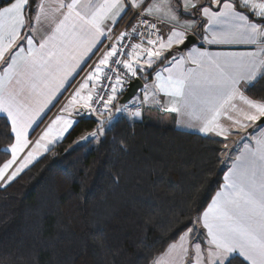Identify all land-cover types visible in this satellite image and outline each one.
<instances>
[{"label":"snow or ice","instance_id":"snow-or-ice-1","mask_svg":"<svg viewBox=\"0 0 264 264\" xmlns=\"http://www.w3.org/2000/svg\"><path fill=\"white\" fill-rule=\"evenodd\" d=\"M32 4L33 0H9L8 6L0 7V114L6 116L4 127L13 141L11 158L0 165V186L11 183L72 126L71 120L57 116L20 158L41 113L61 89L67 90L69 77L83 70L81 65L95 54L102 38L112 39L114 26L132 10L136 23L131 32L115 38L62 112L71 114L79 106L89 115L98 114L99 125L90 136L104 135L103 117L107 113L109 121L113 119L110 105L124 77L163 61L154 91L145 92L144 102L151 98L160 103L157 94L170 98V111L198 121L199 131L222 138L225 149L233 129L257 125L258 134H249L251 143L235 157L207 208L152 264H264V100L245 95L247 86L264 74V0H35V11ZM197 15L207 21L206 43H242L256 50L209 53L193 48L181 55L178 46L187 47L188 33L201 22L192 19ZM137 35L140 42L126 51L123 41ZM174 46L177 52L169 58ZM111 64L117 67L110 69L115 76L107 77L110 92L100 95L97 82ZM119 65L126 70L124 77ZM121 111L128 109L117 106L116 112ZM128 115L140 117L141 112Z\"/></svg>","mask_w":264,"mask_h":264},{"label":"trees","instance_id":"trees-1","mask_svg":"<svg viewBox=\"0 0 264 264\" xmlns=\"http://www.w3.org/2000/svg\"><path fill=\"white\" fill-rule=\"evenodd\" d=\"M245 94L264 100V74ZM5 120L0 165L13 142ZM99 122L77 117L61 141L0 186V264H151L220 188L222 140L121 114L96 142H75Z\"/></svg>","mask_w":264,"mask_h":264},{"label":"crops","instance_id":"crops-1","mask_svg":"<svg viewBox=\"0 0 264 264\" xmlns=\"http://www.w3.org/2000/svg\"><path fill=\"white\" fill-rule=\"evenodd\" d=\"M201 2H203V0H201ZM33 11H35V5H34V8H33ZM241 11H244V10L241 9ZM131 12H132V10H129L126 15H123L122 19H124V17L129 15ZM122 19H120L119 22L114 26L112 34L114 33V30L116 29L117 25L121 22ZM192 19H195L197 21H201L200 23H197V25L192 29V31H190L188 33V36L189 35L193 36L196 39V42L194 44H192L190 47H188L187 49H184L183 51H181V53H180L181 55L187 56L188 52H190L193 48H196L199 51H205L206 50L209 53H224V52L242 53V52H251V51H255L256 50V46L255 45L242 44V43H236V44H208L203 39V37L205 35L204 29L207 26V21L206 20L202 21V18L199 17L198 15L195 16V17H192ZM253 19H255V18L253 17ZM209 38H210V33H209ZM102 39L104 41L107 38H102ZM139 42H137V43H139ZM37 43H38V41H37ZM101 45L102 44L98 45V49L100 48ZM98 49L94 50L95 54L98 51ZM176 49H177V46H174L173 49L171 50V52L167 54L169 56V58H171V55L173 53L177 52ZM94 55H91L90 59L86 58L87 62L83 63L81 65L83 70L77 69V72H74L72 74V76L69 77L68 81L65 82V88L67 90L65 91V90L61 89V93H58L57 96L48 105V107L44 110V112L41 113V116L38 118L37 123L33 125V129L29 130V140H30V146L29 147H31L34 144V142L36 141L35 140L33 142V140L35 139L34 138V136H35L34 135L35 134L34 131L39 125H41V126L37 130L36 134H39L41 132V130H42V132L40 133V135H41L45 131L46 125L48 124L47 125V127H48L51 124L52 120H54L57 116H62L64 119L71 120L74 123V121H75V119L77 117H80L81 115H87L86 111L84 109L80 108L79 106H76L75 108H73L71 110V114H69V112H67L64 115V112H62V109L67 104L66 102L69 101V99L71 98V95L74 93V91L83 82V80L85 79L86 75L90 72V71H87L88 70V64L93 59ZM95 65L92 67V69L95 67ZM164 66H165V62L160 61V62H157V63L153 64V66L151 68H147V66L145 65L146 71H137L136 76L139 77L142 80L143 86L138 91V93L135 95V97L133 98V103L131 105H129L127 107V109H128V111H131L132 107H139L140 108V112H141V116L137 117V118H135V117H130V118L133 119V120H146L148 123L154 124V125H158V126H172V127L176 128L178 130L191 132V133H197V134H200V135H203V136H206V137L217 138V139L222 140V138L216 137V136H214L212 134L205 135V134L201 133L199 131V122L198 121L190 120L186 115H183L182 113H177V112H174V111H170L169 110L170 107H171V104L169 103V99L170 98L164 97L162 94H157V96H156V100H159L160 103L154 102L151 98H150L149 102H144L145 92L146 91L147 92L154 91L153 84H154V81H155L156 73L161 71L164 68ZM2 67L3 66H0V75L3 74L2 73ZM154 68H155L154 72L151 75H148V73H150V71L153 70ZM165 75H166V73H165ZM262 75L263 74L258 75L257 79L260 78ZM253 82H251L250 84H252ZM124 84L125 83L123 82V84L118 89L117 94H116V99H117V95L120 94L122 92V90L125 88ZM90 86H91V82H90ZM69 93H70V97H68V95H67ZM66 95H67V97H66ZM65 97H66V99H64ZM67 99H68V101H66ZM111 106L112 105H110V107ZM128 111L116 112V109H112L113 118L115 119L119 115L125 114V112H128ZM0 116L6 118V116H4L3 114H0ZM92 116L94 117V114H92ZM128 117H129V115H128ZM103 119L106 120L107 122H110L108 120L109 118H108V114L107 113H105ZM98 121H100V117L98 118ZM73 123H72V125H73ZM224 123L227 125L230 122L229 121H224ZM47 127H46V129H47ZM69 129H70V127L68 128V130ZM233 131L235 132V134L230 136L229 139H232V142H233L230 150H234V151L233 152L230 151V152L227 153V155H225L226 154L225 153L226 149L225 148L223 149L222 155H223V164L225 166V171H224V174H223L222 184H221L220 188L217 191H219L221 189V187H222V185L224 183V176L227 174V172L231 168L232 163L235 160V157L237 155H239L241 151L244 150V146L246 144H250L251 143V140L248 139L249 134H258L257 125H252V124H250L249 127L247 129H245V130L233 129ZM66 133L67 132H65L64 135ZM40 135H39V137H40ZM64 135H63V137H64ZM39 137H38V139H39ZM62 138L57 139L52 144H49L47 146L48 150L52 146H54L56 143L61 141ZM223 142L225 143V141H223ZM226 143L228 144V140L226 141ZM25 151H27V149H25ZM224 156H226V157L224 158ZM10 158H11V153H10ZM37 158H39V157L37 156ZM19 159L20 158H18V163H19ZM15 167H16V165H14L13 168L9 169L8 171L10 172L11 170L15 169ZM215 194L213 195V197L215 196ZM211 200H210V202H211Z\"/></svg>","mask_w":264,"mask_h":264},{"label":"built area","instance_id":"built-area-1","mask_svg":"<svg viewBox=\"0 0 264 264\" xmlns=\"http://www.w3.org/2000/svg\"><path fill=\"white\" fill-rule=\"evenodd\" d=\"M136 23V20L133 19V11L127 15L116 27V29L114 30V33L112 34V39H105L102 43V45L100 46V48L98 49V51L96 52V54L94 55L93 59L90 61V63L88 64V70L90 71L92 69V67L98 62V60L101 58L102 54L110 48L111 44L115 42V38L118 37L122 32L128 31L131 32V27L133 24ZM144 37H145V43H146V39L148 37V33L147 31L144 32ZM140 41V37L139 35H137L135 38H126L123 43L126 45V51L130 50L131 44L133 43H137ZM113 59H126V57H114ZM111 67H117V65L111 64L109 69H106L102 79L97 82V89L96 92L99 93L100 95H104L105 91L110 92V81L107 79V77H114L115 74L110 70ZM120 69V75L122 77H124L125 74V69L123 68L122 65L118 66ZM137 76H131L128 75L126 77H124V83L127 84L128 82H131L134 78H136ZM68 97H70V93L68 94ZM106 98V96H105ZM93 107H101V105L98 104H94ZM140 108L139 107H132L131 111H135ZM97 115V114H96Z\"/></svg>","mask_w":264,"mask_h":264},{"label":"water","instance_id":"water-1","mask_svg":"<svg viewBox=\"0 0 264 264\" xmlns=\"http://www.w3.org/2000/svg\"><path fill=\"white\" fill-rule=\"evenodd\" d=\"M195 42H196V39L193 36L189 35V36H187V40H186L187 47L185 48L184 45H180L179 48L182 49V51H183L184 49H187L188 47H190ZM142 86H143V82L139 77H136L131 82H128L125 86V90H124V93L120 99L119 104L121 106L128 104L130 102V100L135 97V95L142 88ZM257 123L259 124V122H257Z\"/></svg>","mask_w":264,"mask_h":264},{"label":"rangeland","instance_id":"rangeland-1","mask_svg":"<svg viewBox=\"0 0 264 264\" xmlns=\"http://www.w3.org/2000/svg\"><path fill=\"white\" fill-rule=\"evenodd\" d=\"M67 95H68V94H67ZM67 95H66V97H67ZM66 97H65L64 99H66ZM115 100H116V99H115ZM115 100H114V102H115ZM66 101H68V99H67ZM66 101H65V102H66ZM114 102H113V104H114ZM66 103H68V102H66ZM132 103H133V99H131L130 102H129L128 104L123 105V106H121V107H123L122 109L127 108V107H128L129 105H131ZM113 104H112V105H113ZM66 113H67V112H64V115H65ZM126 115L128 116V112H125L124 116H126ZM87 116L90 117L91 115L87 114ZM129 117H131V116H129ZM94 118H96V119L98 120V118H99V117H98V114H97V115L94 114ZM135 118H137V117H135ZM113 119H114V118H113ZM113 119H112V121L107 122L106 125L104 126V128L109 127V126L111 125V123L114 121ZM108 120H109V119H108ZM47 125H48V124H47ZM47 125H46V127H47ZM46 127H45V130H46ZM41 132H42V130H41ZM41 132H40V133H41ZM92 132H93V131L83 133L79 138L76 139L75 142H76V143L85 142V141H86V140L84 139L85 137H88V140H92L93 142H96V141H97V138H92V137L90 136V134H91ZM40 133H39V134H36V133H35V134H34L35 136L33 135L34 138H35V139L33 140V142H34L35 140L38 139ZM41 135H42V134H41ZM32 138H33V137H32ZM230 144H231V145H230ZM232 144H233L232 139H228V145H230V146L228 147V149H226V151H225L226 154H225V155H227V153L230 152V151H231V152L234 151V150H230ZM30 150H31V147H29V148L27 149V151L21 153V154H20V156H21L20 158H22L23 156H25V155L27 154V152L30 151ZM46 152H47V151H43V150H42L41 153L38 155V157L42 156V155L45 154ZM228 155H229V154H228ZM225 157H226V156H224V158H225ZM16 166H17V165H16ZM28 166H30V164H29ZM13 170H14V169H13ZM13 170H11V171H13ZM11 171H10V172H11ZM10 172H9V173H10ZM2 184H3V182L0 183V185H2Z\"/></svg>","mask_w":264,"mask_h":264}]
</instances>
